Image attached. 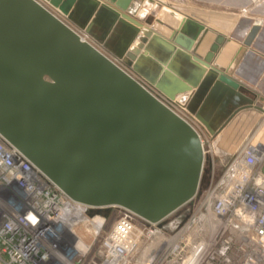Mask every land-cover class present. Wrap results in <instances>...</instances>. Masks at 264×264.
<instances>
[{"label":"water","instance_id":"1","mask_svg":"<svg viewBox=\"0 0 264 264\" xmlns=\"http://www.w3.org/2000/svg\"><path fill=\"white\" fill-rule=\"evenodd\" d=\"M43 1L67 19L40 0H0V135L73 200L162 219L196 193L203 146L141 81L171 99L190 92L187 109L211 136L257 94L213 64L222 33L199 53L207 28L191 35L189 18L165 35L132 16L142 0Z\"/></svg>","mask_w":264,"mask_h":264},{"label":"built area","instance_id":"2","mask_svg":"<svg viewBox=\"0 0 264 264\" xmlns=\"http://www.w3.org/2000/svg\"><path fill=\"white\" fill-rule=\"evenodd\" d=\"M141 82L201 140L196 193L155 222L122 206L87 205L0 135V264H264V144L246 140L224 160L218 132L184 107L190 96L176 103Z\"/></svg>","mask_w":264,"mask_h":264},{"label":"crops","instance_id":"3","mask_svg":"<svg viewBox=\"0 0 264 264\" xmlns=\"http://www.w3.org/2000/svg\"><path fill=\"white\" fill-rule=\"evenodd\" d=\"M251 1V0H250ZM256 0H253L252 2H255ZM146 2V3H145ZM136 4V3H135ZM147 4L149 6H152L155 3V0H152V2H149L147 0H142L140 2H137L135 5L136 9L139 8V11H142V21H144V24L146 26H149L150 28L154 29L155 31L169 35L171 31L178 30V26L180 24L182 25L185 23V21L181 22V15H175L171 13V10H168L167 6H164L159 13L158 17L156 18L153 23H151V20L149 19V12L147 7ZM135 9V10H136ZM177 11V10H176ZM179 11V10H178ZM182 14H184L183 11H180ZM148 13V14H147ZM137 17V15H136ZM168 17H172L170 22L166 25L165 21ZM161 18V19H160ZM186 20V19H185ZM246 17L240 18L239 22H237L233 28H230L228 30H221L218 31L215 28H212L215 30V33H222L225 36V40L223 44L220 47V50L218 51L213 64L219 67L220 69L227 72L230 76H233L236 80H238L242 85H244L246 88L247 85L243 82L244 79L250 80L252 83L257 82V78L264 79V54L258 50V43L261 40L260 35L257 36L259 29L262 28V26L258 23H252V21H248ZM244 22V23H242ZM253 24L258 25V29L255 31L254 35L249 39L248 42H246L247 38L249 37V27ZM185 29V28H183ZM97 31H101L102 27L96 26ZM236 38L235 39L234 34ZM87 34V35H86ZM85 36L91 37V33L86 32ZM123 32H119L116 34L114 31L112 32L111 38L113 39V47L117 48L120 45L121 37ZM114 36V37H113ZM214 36V35H213ZM214 38V37H212ZM211 38V39H212ZM108 39V38H107ZM105 39V41L107 40ZM209 44V43H208ZM255 44V45H254ZM98 45H102L100 42H98ZM251 45H254V48L248 49V52H243L246 47H250ZM207 47V45H206ZM206 50V48H205ZM243 52V53H242ZM235 56L236 58L241 57V61L239 63V66L236 70V74L240 77H237L229 71L231 67L233 66V61H227V58ZM111 56L114 57L117 55L111 52ZM115 58V57H114ZM251 70H254V75L249 77L248 73L251 72ZM248 75V76H247ZM251 91H253L255 94H257L258 98L263 97L264 98V81L262 83V86H260V89H254L248 88ZM188 93V92H187ZM191 95V94H190ZM188 103V102H187ZM264 106V102L261 103ZM263 110V108H262ZM248 111L243 110L241 112H237L233 115L230 119L226 120L225 123L222 125V127L218 131V139L219 141L226 147H228V152L226 155H224L222 158L225 160L229 158V156L234 151L236 145L246 141L250 140L253 143H262L264 144V123L262 125H259V127L255 128L254 125H252L249 122V119H246L245 116H247ZM250 123V124H249ZM248 124V125H247ZM253 126V129L250 127ZM256 126V125H255ZM253 131L251 134L250 132Z\"/></svg>","mask_w":264,"mask_h":264},{"label":"rangeland","instance_id":"4","mask_svg":"<svg viewBox=\"0 0 264 264\" xmlns=\"http://www.w3.org/2000/svg\"><path fill=\"white\" fill-rule=\"evenodd\" d=\"M164 6L167 7L170 6V8H172L173 10L183 11L184 14L194 22V26L191 27L192 29L191 35H193L196 32L197 26L195 23L202 24L204 25L205 28H207V33L203 37L202 42L198 48V51L201 54L204 53L205 48L208 47L210 42L213 40L212 37H214L216 34L215 33L216 31L213 30L212 28H215L218 31L228 30L230 28H233V26L237 22H239L240 18L243 17L244 18L246 17L247 19L252 21V23H258L262 26V28L259 29V32L257 33L258 34L257 36L260 35L261 37V40L257 45L259 46L258 50L264 54V0H256L255 2H252L250 0H163L161 3L154 4L152 6H149L147 4V7H149L148 12L150 13L149 19L151 20V23L157 20L156 18L158 17L159 13L161 12ZM49 7L55 12L58 11L56 7L50 5ZM63 18L67 19L66 16H64ZM171 18L172 17H168L166 20H164L166 25L170 22ZM70 24L72 27L77 29L82 35L86 34L85 30L78 28L74 23L70 22ZM234 37L235 39H239L236 38L235 34ZM87 40L91 41L93 44L99 47L104 53L111 56L109 44L108 45L102 44L99 46L98 40L93 37L92 38L87 37ZM254 45H251L250 47H246V49H244L243 52L245 51L248 52V49L250 48L256 49ZM114 57L116 58V56ZM230 60L233 61V66L229 71L231 72V74L240 77L239 75L236 74V70L241 61V57L235 59V56L231 55V57L227 58V61ZM253 73L254 70H251V72L248 73L249 77L254 75ZM263 81L264 79L262 77L260 79L257 78L256 83H252L250 80L247 79H244L243 82L247 85L248 88L254 89L255 91L256 89H260V86H262ZM261 103L262 102L259 101V98L257 96V98L254 100L255 106L238 111V112H241L243 110L248 111L247 116L245 117L246 119H249V122L252 125H254V130L255 128L259 127V125H262L264 123V106ZM250 128L253 129V126ZM250 133L252 134L253 131H251ZM219 172L220 170H217V174ZM203 174L205 180L206 170L204 171ZM112 212L114 215L118 213L117 210H112Z\"/></svg>","mask_w":264,"mask_h":264},{"label":"bare ground","instance_id":"5","mask_svg":"<svg viewBox=\"0 0 264 264\" xmlns=\"http://www.w3.org/2000/svg\"><path fill=\"white\" fill-rule=\"evenodd\" d=\"M124 1V0H123ZM163 0H155V3L156 4H158V3H161ZM251 1H253V0H251ZM136 5V4H135ZM135 5H132L131 6V8L133 9V14H132V16H134L135 18H137V19H142V11H139V8H137L136 9V7H135ZM136 9V10H135ZM168 10H171V13L172 14H175V15H181V22L183 23L184 21H185V19L186 18H188L185 14H182L180 11H176V10H173L172 8H167ZM245 11V10H244ZM244 13V12H243ZM136 15H137V17H136ZM242 15V14H241ZM161 19V18H160ZM142 21V20H141ZM143 23H144V21H142ZM250 28V27H249ZM87 35V34H86ZM82 38H84L83 36H82ZM117 59H118V61H119V58H118V56H117ZM190 92H188V93H186L185 94V97L187 98V96H190ZM177 96H176V98H175V102L177 103ZM185 106H187V104H184V107Z\"/></svg>","mask_w":264,"mask_h":264},{"label":"snow or ice","instance_id":"6","mask_svg":"<svg viewBox=\"0 0 264 264\" xmlns=\"http://www.w3.org/2000/svg\"><path fill=\"white\" fill-rule=\"evenodd\" d=\"M29 219H33L32 217H29Z\"/></svg>","mask_w":264,"mask_h":264}]
</instances>
